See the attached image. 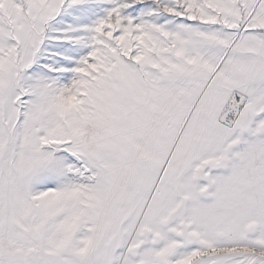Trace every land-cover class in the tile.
Returning <instances> with one entry per match:
<instances>
[{
  "label": "snow or ice",
  "instance_id": "6c2138e0",
  "mask_svg": "<svg viewBox=\"0 0 264 264\" xmlns=\"http://www.w3.org/2000/svg\"><path fill=\"white\" fill-rule=\"evenodd\" d=\"M0 264H264V0H0Z\"/></svg>",
  "mask_w": 264,
  "mask_h": 264
}]
</instances>
